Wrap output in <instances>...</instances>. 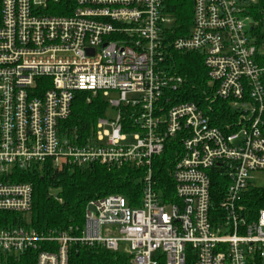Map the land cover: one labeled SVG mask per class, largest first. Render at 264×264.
<instances>
[{"label": "built area", "instance_id": "obj_1", "mask_svg": "<svg viewBox=\"0 0 264 264\" xmlns=\"http://www.w3.org/2000/svg\"><path fill=\"white\" fill-rule=\"evenodd\" d=\"M71 1L59 15L61 0H0V256L33 250L36 264H69L81 245L131 264H264V209L252 220L240 205L264 173V0H190V32L178 38L167 0ZM176 52L203 56L213 102L227 109L221 124L213 102L173 97L184 83L170 66ZM83 91L108 107L79 143L63 123ZM177 140L175 200L165 202L153 160ZM95 164L143 169L140 205L111 194L87 205L82 229L21 225L34 199L23 177ZM216 169L226 184L219 215Z\"/></svg>", "mask_w": 264, "mask_h": 264}, {"label": "trees", "instance_id": "obj_2", "mask_svg": "<svg viewBox=\"0 0 264 264\" xmlns=\"http://www.w3.org/2000/svg\"><path fill=\"white\" fill-rule=\"evenodd\" d=\"M71 2V0H61L59 5L53 9L57 12L52 14H69L66 9ZM167 6L178 25L175 27L172 38L188 35L192 23V2L190 0H167ZM170 66L177 75L184 79L180 89L173 93L177 102H192L202 108L211 105L214 93L211 90L208 71L200 53H173ZM107 107V100L102 94L93 96L87 91L77 93L72 105L71 116L63 123L64 133L73 141L84 142L95 130L98 119L105 116ZM212 107L215 116L218 117L217 124H221V118L225 119L223 114L227 111L225 103L215 101ZM180 151L181 145L178 140L172 141L165 146L164 152L153 160L156 190L162 194L165 202L175 200L171 173ZM143 174V169H136L130 165L108 168L95 164L84 168L65 167L62 170H55L47 165L22 178V181L32 183L34 199L32 212L26 220L22 221L21 225L46 234L82 229L87 205L92 200L111 194L125 197L132 207L139 206L142 197ZM219 174L220 171L216 169L211 175L212 212L218 215L219 202L226 188ZM240 205L243 206L250 219H255L258 212L264 209V187L250 184L242 196ZM36 257L37 252L33 250L19 256H0V264H36ZM69 264L131 263L128 257L119 253H111L99 247L73 245L70 250ZM187 264L195 263L190 260Z\"/></svg>", "mask_w": 264, "mask_h": 264}, {"label": "rangeland", "instance_id": "obj_3", "mask_svg": "<svg viewBox=\"0 0 264 264\" xmlns=\"http://www.w3.org/2000/svg\"><path fill=\"white\" fill-rule=\"evenodd\" d=\"M172 26H178L176 23L175 24H172ZM175 27H174V31H175ZM173 34L174 33H171L169 34V36L172 38L173 37ZM93 95V94H92ZM94 96V95H93ZM111 99H117V95L116 94H111L110 96ZM108 116L110 118H112L114 116V112H110L108 114ZM253 177H254V185L256 187H264V173H254L253 174Z\"/></svg>", "mask_w": 264, "mask_h": 264}, {"label": "water", "instance_id": "obj_4", "mask_svg": "<svg viewBox=\"0 0 264 264\" xmlns=\"http://www.w3.org/2000/svg\"><path fill=\"white\" fill-rule=\"evenodd\" d=\"M91 209V208H90Z\"/></svg>", "mask_w": 264, "mask_h": 264}]
</instances>
